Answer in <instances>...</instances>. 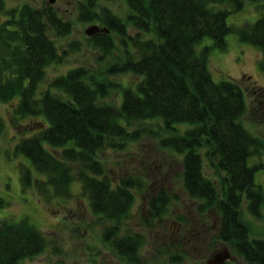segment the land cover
<instances>
[{
	"label": "trees",
	"instance_id": "16d2710c",
	"mask_svg": "<svg viewBox=\"0 0 264 264\" xmlns=\"http://www.w3.org/2000/svg\"><path fill=\"white\" fill-rule=\"evenodd\" d=\"M125 1V20L106 6L97 10L95 0L77 4L79 20L109 28L86 35L99 59L114 48L113 34L121 59L103 70L79 64L47 77L49 65L62 63L69 51L79 49L73 40L66 48L56 39L71 33V22L52 4L7 6L0 0L5 18L0 20V101L12 102L8 119L14 125L25 117L37 124L28 131L22 128L13 145L14 155L23 157L20 187L36 188L49 199L67 198L72 183L78 182L91 212L113 221L103 227V239L126 262L142 264L144 233L122 229L135 201L132 188L142 185L141 177L116 180L99 151L136 139L141 129L131 127L134 121L158 120L167 131L158 145L179 157L182 185L197 213L204 219L218 217L215 238L241 256V264H264V237L250 236L240 210L245 200L249 213L264 221V188L254 179L258 164L248 162L263 144L240 121L247 108L241 82L214 79L209 67L210 48L224 49L226 35L235 32L239 41L260 51L258 67L264 74V0H254L261 10L254 20L239 24L227 17L242 10L245 0ZM128 24L138 31L131 34ZM144 32L153 35L144 38ZM204 37L213 43L199 47ZM120 73L130 79L124 83L109 77ZM111 89L118 90V102L107 99ZM5 125L0 113V134ZM205 157L219 173L218 182L205 173ZM174 197L164 186L151 194L143 216L146 225L161 219ZM5 204L0 196V207ZM48 241L28 215L5 216L0 219V264H27L25 259L42 252ZM180 258L170 254V260Z\"/></svg>",
	"mask_w": 264,
	"mask_h": 264
},
{
	"label": "rangeland",
	"instance_id": "374dc122",
	"mask_svg": "<svg viewBox=\"0 0 264 264\" xmlns=\"http://www.w3.org/2000/svg\"><path fill=\"white\" fill-rule=\"evenodd\" d=\"M88 0H6L7 6L29 3L35 7L52 4L58 13L71 22L69 35L56 37L57 42L66 48L69 40L77 43L79 49L69 51L65 60L59 64L47 67V77L65 71L68 67L85 64L96 70H103L109 64L122 58L121 46L115 37L114 48L103 58L100 52L88 43L84 28L90 23L99 21H82L78 19L77 4ZM96 9L108 7L112 13L122 20L129 13L125 0H95ZM254 0H245L240 11L228 14V21L241 23L244 20H254L261 10L255 8ZM257 6V5H256ZM95 9V8H94ZM264 12V11H263ZM1 20L5 19L0 13ZM131 34L138 30L127 25ZM153 34L144 32L143 37ZM227 46L221 49L210 48L209 67L214 79L231 77L239 80L245 91L247 108L240 117L243 126L262 142L261 152L248 158L249 164H258L254 171L255 182L264 188V74L258 67L260 51L256 46L239 41L235 32L226 35ZM213 43L211 37H204L199 47ZM130 74H111L112 80L126 83ZM251 84H254L252 86ZM119 92L111 89L107 99L118 102ZM12 102L0 101V113L5 116L6 125L0 134V196L6 200L0 207V219L3 217L19 218L28 215L29 220L41 228L49 241L39 254L26 258L27 264H133L126 262L109 242L102 237V229L111 220L100 219L93 214L88 205V199L80 195L78 182L71 185L72 194L67 198L46 197L38 193L36 188L22 189L19 183V168L23 157L15 156L13 145L22 128L33 129V117L21 119V125L10 122L9 110ZM30 122V123H29ZM131 127L140 128L136 139H129L119 147L107 146L99 151L108 174L116 180L123 175L140 176L142 185L134 186L135 201L129 217L122 223V229L130 228L143 232L145 242L140 248L144 257L142 264H206V260L215 252L227 245L215 238L218 217L203 218L195 208V201L187 194L182 185L181 162L179 157L171 155L169 149L158 145L160 135L167 134L158 120L134 121ZM185 126L182 125L181 128ZM15 136V137H14ZM205 173L215 182L219 181V173L204 158ZM167 187L176 198H171L168 210L161 219L151 221L146 225L143 216L148 214V198L159 187ZM243 200L240 210L242 219L247 223L251 237H264V221L249 213ZM160 250V251H159ZM179 253L181 260H170V254ZM231 258L225 264H241L243 259L230 250Z\"/></svg>",
	"mask_w": 264,
	"mask_h": 264
},
{
	"label": "water",
	"instance_id": "95a60500",
	"mask_svg": "<svg viewBox=\"0 0 264 264\" xmlns=\"http://www.w3.org/2000/svg\"><path fill=\"white\" fill-rule=\"evenodd\" d=\"M54 0H49L53 2ZM106 26H100L97 23H90L84 28V32L87 35H92L99 31H108ZM228 258H231V253L228 247H224L222 250L215 252L210 258L206 260V264H223Z\"/></svg>",
	"mask_w": 264,
	"mask_h": 264
},
{
	"label": "flooded vegetation",
	"instance_id": "af4514ba",
	"mask_svg": "<svg viewBox=\"0 0 264 264\" xmlns=\"http://www.w3.org/2000/svg\"><path fill=\"white\" fill-rule=\"evenodd\" d=\"M0 20H1V17H0Z\"/></svg>",
	"mask_w": 264,
	"mask_h": 264
}]
</instances>
